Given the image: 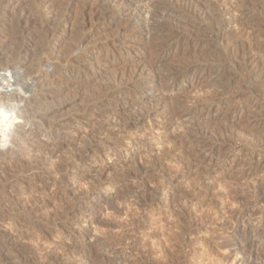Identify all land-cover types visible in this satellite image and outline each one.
<instances>
[{
    "label": "rangeland",
    "instance_id": "obj_1",
    "mask_svg": "<svg viewBox=\"0 0 264 264\" xmlns=\"http://www.w3.org/2000/svg\"><path fill=\"white\" fill-rule=\"evenodd\" d=\"M1 74L0 264H264V0H0Z\"/></svg>",
    "mask_w": 264,
    "mask_h": 264
},
{
    "label": "bare ground",
    "instance_id": "obj_2",
    "mask_svg": "<svg viewBox=\"0 0 264 264\" xmlns=\"http://www.w3.org/2000/svg\"><path fill=\"white\" fill-rule=\"evenodd\" d=\"M13 78L15 79L16 77H13ZM13 78L12 76H9L8 74L0 75V101H2V103L9 102V100L14 101L15 95L12 93V91L14 89H16V91H19L18 89H20V88L18 89L12 88V86L15 83H18L16 79L13 80ZM19 105H17V107H19ZM23 115H24V111L22 107H19V108L15 107L13 110L10 111V109L9 110L5 109L4 104L1 105L0 107V137L2 138V143L7 144L9 141L14 140L18 136V134H15L16 130H14V128L19 127V124H20L19 122L23 119ZM203 145L204 144H200L199 146H203ZM210 152H212V149H210Z\"/></svg>",
    "mask_w": 264,
    "mask_h": 264
}]
</instances>
